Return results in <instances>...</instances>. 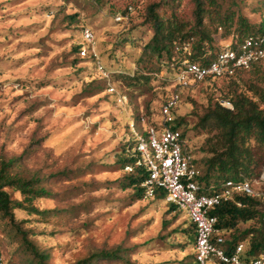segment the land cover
Listing matches in <instances>:
<instances>
[{
	"label": "rangeland",
	"instance_id": "obj_1",
	"mask_svg": "<svg viewBox=\"0 0 264 264\" xmlns=\"http://www.w3.org/2000/svg\"><path fill=\"white\" fill-rule=\"evenodd\" d=\"M129 4L134 10L128 22H116L115 13ZM150 8L164 22L172 16L185 30L194 26L192 0H0V162L18 159L14 173L22 179L38 176L50 193L32 203L45 215L14 211L16 225L0 218V264L31 263L19 229L47 254L46 264H76L99 252L119 254L123 262L98 264L192 262L185 212L171 211L160 199L138 201L128 187L129 174L119 159L129 126L139 130L141 124L158 122L162 101L178 92L176 116H185L186 149L202 171L210 156L204 153L207 141L216 135L197 129V118L237 94L251 97V85L264 89V62L237 71L233 79L180 90L175 72L161 68L144 49L153 35ZM210 12L203 28L216 50L239 31L238 16L256 33L264 0H217ZM223 16L232 23L219 40L216 28ZM82 27L94 34L106 79L72 52ZM250 145L255 166L248 179L254 191L264 194V148ZM6 191L13 200L21 199ZM261 221L240 223L223 239L248 243L244 232L262 227Z\"/></svg>",
	"mask_w": 264,
	"mask_h": 264
},
{
	"label": "trees",
	"instance_id": "obj_2",
	"mask_svg": "<svg viewBox=\"0 0 264 264\" xmlns=\"http://www.w3.org/2000/svg\"><path fill=\"white\" fill-rule=\"evenodd\" d=\"M95 1L99 2V0ZM175 1L172 0V2ZM192 1L194 5L195 23L188 30H185L182 25L177 24L176 19H173L172 16L171 20L164 22L154 12V8H150L148 11V21L151 22L153 35L149 43L144 46V49L155 56V59L160 62L161 68H168L176 73L179 63L184 58L200 66H207L214 60L216 54L226 46L234 47L240 44L245 38L264 33V18H262L256 33H252V29L249 30L245 20L240 19V16H238V26L236 29H239V31L237 34L231 37L228 45L215 50L212 47L211 34L203 28V18L206 14H211L210 10H215L217 0ZM128 7H132V10H134L133 6L129 4L122 11H117L115 15L125 14ZM223 19L216 28L219 40H221L223 34L222 29L229 30L232 23V19L229 16H223ZM226 23L229 27H225ZM84 28L87 27H82L80 32ZM183 45H185L186 51L182 50ZM79 49L80 46L77 43L72 49V52H76L78 55ZM82 60L92 63L89 59ZM262 62L264 60L253 64L247 70L237 71H248ZM237 71L234 72L230 79L235 77ZM211 81L214 80L208 79L204 83ZM247 92L251 94V97L237 94L234 98L230 99L229 104L231 108H226L215 103L212 108H209L201 117L197 118L195 124L197 129L205 130L216 135L215 138L207 141V149L204 153L210 156L203 161V170L201 171L197 167L195 160L193 161L199 170V176L196 178V181L201 187V192H204L205 189L212 192L210 189L216 190L227 180L235 182L247 181L250 183L248 176L252 175L253 167L255 166L254 152L250 144L254 142L255 147L264 148V89L256 85H251ZM178 96L179 104V93ZM168 98L169 96L165 97L162 103ZM177 106L172 110L174 117L172 129L179 131L182 138L185 139L183 129L187 124L184 118L185 116H176ZM129 135L121 151L122 159H119L120 167L124 172H126L124 168L128 165L133 166L137 158L134 150L135 141L130 133ZM17 162L18 159L14 158L9 159L7 162H0V218L6 219L11 225H16L14 211H25L28 215H45V212H38L32 206V203L37 199L50 197L49 191L42 186L43 179H40L36 175H32L30 179H22L18 176L17 172L14 173V170L18 167ZM126 173L129 174L127 179L128 187L135 189V197L139 201L143 197L141 182L146 176L145 171L135 168L132 172ZM138 173L140 177L137 179L136 175ZM6 189L18 194L21 199L13 200ZM153 199L164 201L158 192L150 200ZM166 204L170 206L171 211L180 212L174 205ZM236 204H239L240 207L236 206ZM262 207L264 208V202L239 195L235 196L233 202L221 203L210 211L211 216H214L217 220L215 230L218 236L222 238L225 234L227 235L234 231L240 223L246 224L253 220L262 219L260 222L262 227L244 232L246 236H249L248 243H245L237 237L231 240L223 239V246L226 251L232 249L238 243H244V250L241 254L243 261L256 257L264 249V211L261 212ZM184 216L187 218L186 215ZM187 220L192 231L186 239L193 242V260L190 264H194L195 231L193 224L188 218ZM19 233H21L25 247L32 254L30 264H46L47 254L37 251L27 240L25 231L21 232V229H19ZM118 255L114 252H99L76 264H98V261L101 260H115L122 263L123 260L122 258H118Z\"/></svg>",
	"mask_w": 264,
	"mask_h": 264
},
{
	"label": "built area",
	"instance_id": "obj_3",
	"mask_svg": "<svg viewBox=\"0 0 264 264\" xmlns=\"http://www.w3.org/2000/svg\"><path fill=\"white\" fill-rule=\"evenodd\" d=\"M132 11V7H128L125 14L115 15V21L128 22ZM78 44L79 57L91 60L102 78H108L96 53L95 37L90 28L81 30ZM182 50L186 51L185 45ZM263 60L264 33H261L245 38L234 47L228 45L221 49L207 66L182 59L174 75V82L177 88L188 89L191 83H202L208 79L228 80L235 71L247 70ZM119 102H125V99ZM178 102V93L174 92L160 105L158 122L141 124L139 130L133 123L130 124L129 133L135 141L137 158L133 166L128 165L124 170L132 172L137 168L145 171L146 176L141 182L144 200L154 198L158 192L166 203L185 212L195 231L194 264H264V249L246 261L241 259L244 243H238L226 251L223 238L215 230L217 220L210 214L221 203L233 202L235 196L264 202V194L254 191L247 181L232 180L225 181L216 190L210 189L212 192L206 189L201 192L196 181L199 170L193 162L194 158L187 151L186 142L179 131L172 129V110ZM223 106L231 108L229 103ZM141 123H144L142 119ZM236 206L240 207L239 204Z\"/></svg>",
	"mask_w": 264,
	"mask_h": 264
}]
</instances>
